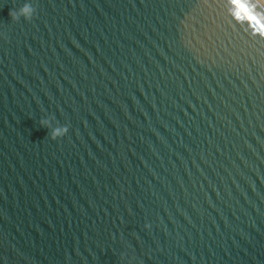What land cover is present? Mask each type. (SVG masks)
Segmentation results:
<instances>
[{
  "label": "water",
  "instance_id": "95a60500",
  "mask_svg": "<svg viewBox=\"0 0 264 264\" xmlns=\"http://www.w3.org/2000/svg\"><path fill=\"white\" fill-rule=\"evenodd\" d=\"M236 11L0 0V264H264V33Z\"/></svg>",
  "mask_w": 264,
  "mask_h": 264
},
{
  "label": "clouds",
  "instance_id": "9594fccd",
  "mask_svg": "<svg viewBox=\"0 0 264 264\" xmlns=\"http://www.w3.org/2000/svg\"><path fill=\"white\" fill-rule=\"evenodd\" d=\"M12 11H10V13H9L11 18H12ZM19 11H20L21 16H23L25 19H31L32 15L35 12V9L32 8L30 5H26L25 7H23ZM40 125L49 130L48 136L52 140H57L59 138L64 137L69 131V128L67 125L52 127L50 119L40 120Z\"/></svg>",
  "mask_w": 264,
  "mask_h": 264
},
{
  "label": "snow or ice",
  "instance_id": "6c2138e0",
  "mask_svg": "<svg viewBox=\"0 0 264 264\" xmlns=\"http://www.w3.org/2000/svg\"><path fill=\"white\" fill-rule=\"evenodd\" d=\"M233 5H235L237 11L235 15L238 18H247L248 20L255 21L262 33H264V24H262L257 18L251 14V10L247 4L243 3L242 0H232Z\"/></svg>",
  "mask_w": 264,
  "mask_h": 264
},
{
  "label": "rangeland",
  "instance_id": "374dc122",
  "mask_svg": "<svg viewBox=\"0 0 264 264\" xmlns=\"http://www.w3.org/2000/svg\"><path fill=\"white\" fill-rule=\"evenodd\" d=\"M258 1H259V0H258ZM260 1H261L260 3H261V4L263 5V7H264V0H260Z\"/></svg>",
  "mask_w": 264,
  "mask_h": 264
},
{
  "label": "bare ground",
  "instance_id": "6f19581e",
  "mask_svg": "<svg viewBox=\"0 0 264 264\" xmlns=\"http://www.w3.org/2000/svg\"><path fill=\"white\" fill-rule=\"evenodd\" d=\"M258 1V0H257ZM259 3L261 2L260 0L258 1ZM261 4V3H260ZM262 5V4H261ZM262 7H263V5H262ZM264 8V7H263Z\"/></svg>",
  "mask_w": 264,
  "mask_h": 264
}]
</instances>
